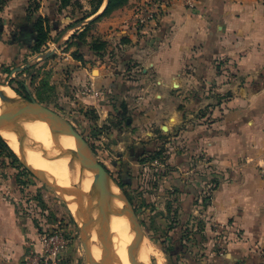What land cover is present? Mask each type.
<instances>
[{
  "label": "crops",
  "instance_id": "1",
  "mask_svg": "<svg viewBox=\"0 0 264 264\" xmlns=\"http://www.w3.org/2000/svg\"><path fill=\"white\" fill-rule=\"evenodd\" d=\"M81 1L91 9V0ZM146 1L128 0L99 18L87 38H101L107 50L86 48L82 60L63 44L105 4L69 27L86 11L39 0L38 15L49 18L54 39L43 47L53 53L35 66L51 61L59 94L74 98L84 115L96 113L94 136L109 145V159L111 149L117 153L113 166L145 220L158 223L162 236L154 238L171 248L175 264H264V0H169L157 24L137 29L134 8ZM28 7V0H6L2 11L22 16L18 32L5 17L0 28L6 77L30 65L34 53L23 19ZM159 150L170 168L162 178L150 163ZM2 187L0 264H24L38 229L55 223L48 209L40 218L24 214ZM215 224L230 227L224 255L216 253Z\"/></svg>",
  "mask_w": 264,
  "mask_h": 264
},
{
  "label": "rangeland",
  "instance_id": "2",
  "mask_svg": "<svg viewBox=\"0 0 264 264\" xmlns=\"http://www.w3.org/2000/svg\"><path fill=\"white\" fill-rule=\"evenodd\" d=\"M5 4L6 0H0L1 21H3L4 17L6 20L11 19V21H13L12 30H16L15 32H18L19 27L17 23L21 21L22 16L19 17L17 15H12L8 17V15H2ZM72 6H74L76 9H80V11L83 10L82 13H84V11H88L84 10V4L81 0H73ZM95 22L89 26L90 28H88V31L96 27ZM50 38L54 39V35L50 36ZM87 40L89 39L87 38ZM75 41H73L72 43H74ZM63 45L64 49H66V51L70 52L71 54H73L78 49L75 45L67 46V43H64ZM50 50L51 49L48 48L46 51L32 54L29 53L28 55L31 54L30 62L28 63L30 65H28L27 67H22V69L18 71H12L7 77L4 74L2 67L0 66V82H10L13 88L18 89L23 93V95L21 96L26 97V95H28L29 99H35L42 103L44 106L56 111L57 113L65 117L88 139V142L98 156V162L103 167V171L107 174H110L116 179L122 180L120 172L113 166L111 162V159L116 161L120 160L119 158H117V153L110 148L112 154L110 153L109 157L111 159H109L108 155L104 154L107 152L103 150V145L106 147V149L109 148V145L107 143H103L102 145V143H100L99 141L100 138L94 136L95 133L93 124L97 117L96 113L92 110H89V112H87V116L84 115V113L80 112V110H77L79 109V107L73 105L74 98L71 101H66L59 94L55 83L52 82L53 72H55V65H52L51 61H45L44 64L38 68L35 66L36 64H38V62L41 61L38 58V55L40 53H46ZM84 53L88 55L89 52L85 50ZM43 60L46 59L43 58ZM12 65L15 64L11 63V66ZM29 67H32L33 69L30 70L28 69ZM94 73L97 74V70H95ZM158 152L161 153L157 156L154 154L150 157V163H155L153 162L154 159L158 158V161L151 166H154L156 168V174H158V176L162 178L170 173V168L167 161H165V159L163 158L162 150H159ZM89 160L91 161L90 158ZM160 163H162V166L160 165ZM13 164L14 162H12L11 159L7 158L4 153H1L0 149V185L3 186L1 189V193L5 196L9 195V197L16 200L20 204L18 206L20 211H22L24 214H34L37 218H40L43 211L45 209H48L49 213L47 216L50 217L51 222L56 223L57 218L62 220V226L68 231V233H71L73 236L71 247L66 253L63 260L65 264H121L120 255L114 248L112 238H108L112 237L111 230L109 231L110 222L106 221L104 217L109 213V211H107L104 215H99L97 221L88 223L89 233L86 237H84L82 234L81 226L73 215V211L69 207L68 202L37 174L33 173L34 175H32L30 173H25L23 172L22 168L16 167ZM124 188L128 196L131 198V201L134 203V206L136 207L137 214L141 220L145 232V242L147 241L148 244H154L159 249L160 247L164 248L165 245L161 244L162 240H160L159 238H154L157 237V235L162 236L159 233L162 231L157 225L158 223L155 222L156 225H153L154 222H151L150 224L149 222H147V220H145L148 216L145 215L147 213L142 212V210L140 209L141 206L139 205V198L137 197L136 193L128 189L126 186H124ZM108 202L109 201L105 202L103 207H105V204H108ZM56 213H60L61 215L57 217ZM71 216H73L74 221L71 219ZM126 216L128 217V221L130 223L129 230L133 233L134 239V237L136 236V228L132 224L131 216L127 213ZM169 225L171 226L172 224L169 223ZM107 231L109 232V234ZM92 234H97V245L93 248L89 246V239L90 235L92 238ZM151 236L153 238H151ZM159 243L161 244V246ZM98 247H100L101 249L100 258L98 256L99 253L97 252ZM162 251L163 250L160 249L161 256L163 258V264H173L172 259L167 256L168 254ZM150 255V264H157L156 258L151 253Z\"/></svg>",
  "mask_w": 264,
  "mask_h": 264
},
{
  "label": "bare ground",
  "instance_id": "3",
  "mask_svg": "<svg viewBox=\"0 0 264 264\" xmlns=\"http://www.w3.org/2000/svg\"><path fill=\"white\" fill-rule=\"evenodd\" d=\"M0 88L3 91L0 92V134L3 138L35 174L68 202L84 237L89 233L88 222L97 221L103 209L112 207L104 217L110 222L112 237L108 238H112L121 264H134L131 259L133 233L129 230L130 223L123 202L118 199L119 189L115 185L107 187L96 184L95 173L89 170L81 146L73 136L62 131L56 119L24 114L14 98L15 91L8 85ZM69 187L75 192H68ZM107 201L108 204L103 207ZM96 235L92 234V238L90 235L91 248L97 245ZM97 252L100 258V247ZM150 253L157 264H163L160 249L144 240L138 251V259L150 264Z\"/></svg>",
  "mask_w": 264,
  "mask_h": 264
},
{
  "label": "trees",
  "instance_id": "4",
  "mask_svg": "<svg viewBox=\"0 0 264 264\" xmlns=\"http://www.w3.org/2000/svg\"><path fill=\"white\" fill-rule=\"evenodd\" d=\"M28 2H29L28 12L23 19H24L25 27L29 23V24H31L30 25L31 30H33V32H32L33 36L31 38V40H29L30 45H31L30 49L34 53H38V52L44 51L43 47L45 45H47V43L51 39L50 38L51 26L49 24V18L48 17H43L41 15H38V10L40 8L39 0H28ZM127 2H128V0H91V2H90L91 3V9L86 11L81 18L77 19V21H75V23L71 24L69 27L76 26L80 23H83L88 17L97 13L102 8V6L104 4H105V7H104L103 11L98 16H96V18L92 19L86 25V27L84 28L83 31H81L80 33H74L69 38V40L66 42L67 46H70V45L71 46H73V45L77 46V48H78L77 51H75L73 53V56L75 58L84 60L85 59L84 58L85 57L84 51L86 50V48L89 49L90 51H93L95 54H98V55H103L106 52V50H107V42L106 41L102 40L99 37H93L92 40H87V35H88V30H89L88 28H90L89 26L91 24H93L95 21H97L99 18H101L104 15H108V14L112 13L116 9L123 7ZM72 4H73V0H60L61 8L70 6ZM0 11H1V9H0ZM2 24H3V22L1 21V18H0V27ZM73 41H75V42L72 43ZM28 69L31 70L33 68L29 67ZM11 70L12 69H6V71H9V72H11ZM15 90L20 95H23V93L20 92V90H18V89H15ZM26 97L28 98L29 96L26 95ZM0 149H1V153H4L7 158L11 159L12 162H14V164H13L14 166L22 168L23 172H25V173H30V174L34 175L33 172H31V170H29L28 167L20 160L17 153L11 148V146L8 144V142L3 138V136L1 134H0ZM160 153L161 152H156L155 155L157 156ZM116 181L121 186H123V187L125 186L123 180L116 179ZM71 219L74 221L73 216H71ZM170 250H171V248H169V247L164 248V251L166 252V254H168L167 256H169V258L172 259L173 264H175L178 260H177V258L172 256L171 253H169Z\"/></svg>",
  "mask_w": 264,
  "mask_h": 264
},
{
  "label": "built area",
  "instance_id": "5",
  "mask_svg": "<svg viewBox=\"0 0 264 264\" xmlns=\"http://www.w3.org/2000/svg\"><path fill=\"white\" fill-rule=\"evenodd\" d=\"M169 0H148L134 8V25L137 29H144L157 24L166 12ZM82 90L93 92L91 86H84ZM158 161V158L154 161ZM162 166V163H160ZM62 220L53 226L41 227L37 237L31 240L25 252L24 264H62L64 257L71 247L73 236L62 226ZM230 227L225 224H215L216 253L224 255L229 247Z\"/></svg>",
  "mask_w": 264,
  "mask_h": 264
},
{
  "label": "water",
  "instance_id": "6",
  "mask_svg": "<svg viewBox=\"0 0 264 264\" xmlns=\"http://www.w3.org/2000/svg\"><path fill=\"white\" fill-rule=\"evenodd\" d=\"M3 25H1V29H3ZM53 53L52 50L47 51L46 53H40L38 55V58H47L49 57L51 54ZM25 67V66H23ZM22 69V67H17L15 68L13 71H18ZM2 85H8L9 87H11L15 93H16V97H14L16 99V101H18L20 107L22 108L24 114L28 115V116H34L36 118H50V119H56L59 123H60V127L62 129V131L66 132L67 134L73 136L75 138V140L78 142V144L81 146L82 150L84 151L86 158H87V165L89 170L93 171L95 173L94 176V181L96 182V184L100 185V186H107V187H111L112 185H115L118 189H119V193H118V199L120 201L123 202L125 211L127 214H129L132 218V224L133 226L136 228V236L133 239V245H134V249L132 251V255H131V259L133 261L134 264H147L141 260L138 259V251L140 248L141 243L144 240L145 237V232L141 223V220L137 214L136 211V207L134 206V203L131 201L130 197L128 196V194L126 193V190L123 186H121L116 179L111 176L110 174H107L103 171V167L101 166V164L98 162V156L95 153L94 149L92 148V146L90 145V143L88 142V139L84 136L83 133H81L78 129H76L73 124H71L65 117H63L62 115H60L59 113H57L56 111L44 106L42 103H40L39 101L35 100V99H29L26 97L21 96L11 85L10 82L7 83H1L0 82V87ZM0 92H3L0 88ZM33 109H37V110H33ZM20 137H24V135H19ZM89 158L91 159V161L89 160ZM28 167V166H27ZM29 170H31L28 167ZM31 172H33L31 170ZM34 173V172H33ZM68 192H75V190L71 187L68 188ZM112 207L109 208H105L100 212V215H104L106 214L107 211L111 210ZM93 222V221H91ZM90 223V222H88Z\"/></svg>",
  "mask_w": 264,
  "mask_h": 264
}]
</instances>
